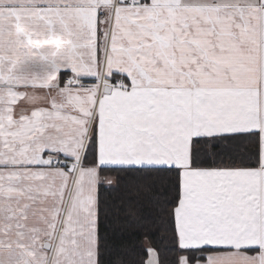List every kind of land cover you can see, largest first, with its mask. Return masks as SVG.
I'll use <instances>...</instances> for the list:
<instances>
[{
	"label": "snow or ice",
	"instance_id": "snow-or-ice-1",
	"mask_svg": "<svg viewBox=\"0 0 264 264\" xmlns=\"http://www.w3.org/2000/svg\"><path fill=\"white\" fill-rule=\"evenodd\" d=\"M132 226L264 264V0H0V264H133Z\"/></svg>",
	"mask_w": 264,
	"mask_h": 264
},
{
	"label": "trees",
	"instance_id": "trees-1",
	"mask_svg": "<svg viewBox=\"0 0 264 264\" xmlns=\"http://www.w3.org/2000/svg\"><path fill=\"white\" fill-rule=\"evenodd\" d=\"M109 178H114L115 173H108ZM110 195H116L115 192H110ZM126 239L130 245L134 246L132 261L133 264H147V260L150 258L146 253V249L155 247L156 241L152 238H146L138 234V232L134 229V226L128 229V233L126 235ZM167 264H172V260L174 254L169 252L168 254Z\"/></svg>",
	"mask_w": 264,
	"mask_h": 264
}]
</instances>
